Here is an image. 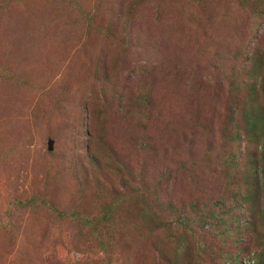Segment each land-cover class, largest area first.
<instances>
[{
  "label": "rangeland",
  "instance_id": "374dc122",
  "mask_svg": "<svg viewBox=\"0 0 264 264\" xmlns=\"http://www.w3.org/2000/svg\"><path fill=\"white\" fill-rule=\"evenodd\" d=\"M260 170L264 0H0V264H264Z\"/></svg>",
  "mask_w": 264,
  "mask_h": 264
},
{
  "label": "water",
  "instance_id": "95a60500",
  "mask_svg": "<svg viewBox=\"0 0 264 264\" xmlns=\"http://www.w3.org/2000/svg\"><path fill=\"white\" fill-rule=\"evenodd\" d=\"M51 144H52V142H51V141H48V142H47V147H48V149H50V148H51Z\"/></svg>",
  "mask_w": 264,
  "mask_h": 264
},
{
  "label": "trees",
  "instance_id": "16d2710c",
  "mask_svg": "<svg viewBox=\"0 0 264 264\" xmlns=\"http://www.w3.org/2000/svg\"><path fill=\"white\" fill-rule=\"evenodd\" d=\"M261 173H264V170H260ZM261 182V180H259ZM260 184V183H259ZM262 214L264 215V212H262Z\"/></svg>",
  "mask_w": 264,
  "mask_h": 264
}]
</instances>
